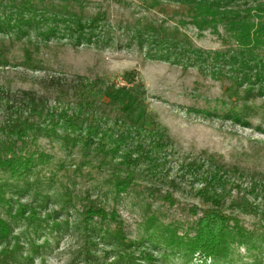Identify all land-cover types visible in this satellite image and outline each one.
Returning a JSON list of instances; mask_svg holds the SVG:
<instances>
[{
  "label": "rangeland",
  "instance_id": "obj_1",
  "mask_svg": "<svg viewBox=\"0 0 264 264\" xmlns=\"http://www.w3.org/2000/svg\"><path fill=\"white\" fill-rule=\"evenodd\" d=\"M86 2L91 13L101 8L106 11L113 38L109 45L75 47L67 39L46 41L37 36L39 31H31L35 46H30L27 37L17 40L13 32L0 34V50L10 58L9 65H0V87L45 95L55 107V114L62 110L71 114L79 102H96L108 110L117 109L116 115L111 114L113 119L118 113L136 126L165 131L173 155L164 173L167 171L168 179L173 178L177 187L172 188L173 202L164 199L170 190L168 184L156 181L155 187H150L142 179L127 193L115 196L107 182L109 171L102 157L83 151L81 145L73 146V142L67 144L64 139L40 137L37 145L27 150L43 153L45 161L39 160L26 176L2 174L0 192V217L9 220L23 244L32 240L40 247L34 264H42V260L46 264L119 263L118 250L113 249L112 243L106 238L100 240L98 233L87 229L89 222L84 212L92 203L108 211L116 209L128 239L150 249L156 264H184L180 253L156 244L154 238L162 227L151 221L154 218L156 224H171L183 236L210 209L196 196L201 185L188 167L190 162H203L208 157H216L229 176L219 209L225 214L234 212L248 229L264 233V99L258 98L246 110L228 89L227 82L205 77L194 68L185 72L179 65L151 61L135 42L128 46L131 33L123 29L124 24H134L149 14L139 0ZM185 30L198 47L206 50L222 47L212 33L199 37L196 30ZM25 46L32 50L35 68L27 65ZM78 76L99 81L98 87L85 92L86 95L80 89L68 91L67 82L77 81ZM133 77L136 83L131 85ZM51 79L60 80L62 92L50 85ZM138 82L147 90L145 106L123 90L124 86L131 88ZM59 96H65L61 104L55 100ZM237 113L243 120L234 119ZM17 200L32 205L37 210V220L32 223L22 217L12 219L9 212L17 210ZM26 244L25 255L30 251ZM129 252L137 257V264H150L139 257L138 251ZM188 264L214 263L212 260L205 263L201 256L194 255ZM230 264H264V247L253 253L242 249Z\"/></svg>",
  "mask_w": 264,
  "mask_h": 264
},
{
  "label": "trees",
  "instance_id": "obj_2",
  "mask_svg": "<svg viewBox=\"0 0 264 264\" xmlns=\"http://www.w3.org/2000/svg\"><path fill=\"white\" fill-rule=\"evenodd\" d=\"M139 2L149 14L134 24H124L123 29L131 33L128 46L135 42L151 61L179 65L185 72L194 68L205 77L227 82L228 89L246 110L258 98L264 99V0ZM107 23L106 11L101 8L96 13L89 12L86 0H0V34L13 32L17 40L27 37L30 46H35L31 31H39L37 36L46 41L67 39L75 47H105L113 39ZM187 28L196 30L199 37L206 32L212 33L222 47L217 50L198 47L186 32ZM103 30L107 31L105 36ZM24 53L27 65L35 68L29 46L24 47ZM9 63L10 58L0 50V65ZM135 81L133 77L131 85ZM49 83L63 91L59 79H51ZM67 84L68 91L80 89L86 95L85 92L98 87L99 81L78 76L77 81ZM123 90L139 98V104L145 106L148 94L141 82L131 88L124 86ZM64 97L55 100L61 104ZM102 106L96 102H79L71 114L67 110L55 114V107L45 95L33 90L14 92L0 87V192L2 174L26 176L39 160L45 161L43 153L27 150L45 136L64 139L67 144L73 142V146L81 145L83 151L102 157L109 171L107 182L115 196L127 193L142 179L150 187H155L156 181L168 184L170 190L164 199L173 202L172 188L176 189L177 184L173 178L168 179L167 171L164 173L173 155L172 150L169 151L172 143L165 131L136 126L118 113L113 119L117 109L109 107L108 110ZM234 119L243 120L238 113ZM110 122L114 123L110 125ZM188 167L201 185L196 196L211 207L187 228L183 236L173 225L162 226L152 218L153 225L162 227L154 238L156 244L180 253L185 259L184 264L192 262L194 255L201 256L205 263L212 260L214 264H230L242 249L248 253L261 250L264 233L248 229L234 212L225 214L219 209L223 206L226 196L223 189L228 187L229 176L222 171L217 158L193 161ZM15 202L17 210L13 214L12 210L9 212L12 219L22 217L32 223L37 220V210L32 205ZM84 215L89 222L87 229L98 233L100 240L106 238L113 249L118 250V264H137V257L129 252H135L136 247L141 259L156 264L150 249H143L138 242L128 239L116 209L108 211L92 203L85 207ZM24 244L21 237L14 234L9 220L0 217V264H34L40 247L30 240L26 244L30 251L25 255ZM42 264L46 261L42 260Z\"/></svg>",
  "mask_w": 264,
  "mask_h": 264
}]
</instances>
